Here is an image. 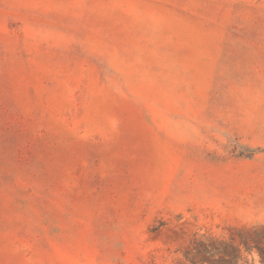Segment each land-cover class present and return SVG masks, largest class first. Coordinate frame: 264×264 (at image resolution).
Listing matches in <instances>:
<instances>
[{"label": "rangeland", "instance_id": "obj_1", "mask_svg": "<svg viewBox=\"0 0 264 264\" xmlns=\"http://www.w3.org/2000/svg\"><path fill=\"white\" fill-rule=\"evenodd\" d=\"M0 264H264V0H0Z\"/></svg>", "mask_w": 264, "mask_h": 264}]
</instances>
